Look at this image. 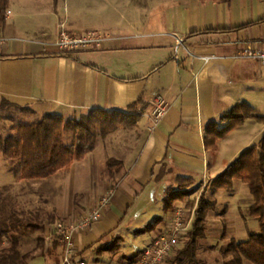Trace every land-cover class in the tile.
<instances>
[{"label":"crops","instance_id":"crops-1","mask_svg":"<svg viewBox=\"0 0 264 264\" xmlns=\"http://www.w3.org/2000/svg\"><path fill=\"white\" fill-rule=\"evenodd\" d=\"M63 24L76 34L99 30L106 41L101 47L59 50ZM0 29L5 39L0 44V118L14 107L40 118L49 113L70 117L94 108L127 111L141 101L136 126L101 136L95 149L68 170L75 189L84 180L78 164L89 169V163L109 158L124 163L121 170L109 171L105 183L100 175L90 177L95 182L83 192L82 213L76 212L75 218L87 213L108 184H115L101 221L74 234L79 257L93 264H134L139 250H128L124 242L158 201L148 188L153 194L162 188L166 195L177 177L194 180L188 194L173 203L163 196L164 215L147 244L169 223L173 207L189 205L191 189L212 182L264 136V122L250 118L220 139L216 152L205 147L206 125L215 120L224 126L221 116L235 104L248 102L264 116V65L241 56L246 47L264 45V0H59L56 5L54 0H10ZM5 99L11 104L2 106ZM160 105L167 111L151 130L150 118ZM248 200L251 206L253 197ZM248 217L241 215L245 223L255 221ZM55 226L46 233L47 255L30 264H63L64 245L54 236Z\"/></svg>","mask_w":264,"mask_h":264},{"label":"trees","instance_id":"trees-1","mask_svg":"<svg viewBox=\"0 0 264 264\" xmlns=\"http://www.w3.org/2000/svg\"><path fill=\"white\" fill-rule=\"evenodd\" d=\"M58 1L54 0L55 5ZM9 7L10 0H0V28L6 23ZM140 102L130 105L127 111L94 108L78 120L49 113L41 119L19 123L6 138L0 131V148H3L7 158L20 161L15 179L49 178L62 170H70L75 162L83 160L88 152L95 149L99 134L105 137L120 128L136 126L141 117L137 113ZM7 104L11 102L3 100L2 106ZM250 118L264 122V116L257 115L250 103L241 102L221 116V120L226 122L224 126H219L215 120L209 122L206 125V149L216 152L219 140ZM66 130L75 134V140L68 145L64 142ZM107 164L111 172L124 167V163L117 158H109ZM236 180L249 187L254 200L249 213L258 219L260 231L250 234L244 241L232 238L222 251L225 264H244V260H249L252 264H264V136L258 144L245 148L212 181V186L216 190H230ZM193 182L190 177L179 176L167 190L171 194L177 186L179 191L176 196L183 197L188 194L187 188ZM209 210L210 201L203 194L184 245L168 259V264H204L198 254V244L207 237ZM19 224L10 222L9 226L0 230V264H30L36 256L47 255V235H34L30 226L37 225L32 222H28V226Z\"/></svg>","mask_w":264,"mask_h":264},{"label":"rangeland","instance_id":"rangeland-1","mask_svg":"<svg viewBox=\"0 0 264 264\" xmlns=\"http://www.w3.org/2000/svg\"><path fill=\"white\" fill-rule=\"evenodd\" d=\"M1 30V29H0ZM76 34V33H75ZM81 49V48H79ZM77 50V49H75ZM9 111V112H8ZM5 111L0 118V131L4 138L14 132L15 127L22 122H32L41 119L37 115L26 112L24 109L10 108ZM84 113H75L66 118L79 119ZM99 134V138H101ZM104 137V136H102ZM75 140L73 131L66 130L64 134L65 144H71ZM78 172H83L82 184L77 185L73 189V185L69 181L71 171H64L60 174L53 175L45 179L35 180H17L15 174L19 170L20 161L7 158L3 148H0V230L9 226L10 222L20 223L21 226H28V222L37 225L31 227L34 235L44 237L49 230L57 222L66 219H75L77 211H80L81 203L86 199L83 192L86 189H91L90 186L95 181H91L90 177L96 176L104 178L110 174L107 162L94 164L89 163V169L83 168V165L78 164ZM115 174V173H114ZM94 175V176H93ZM81 173L79 177L81 178ZM116 180L117 176L112 175ZM88 177L89 179H87ZM102 183V182H101ZM115 188V184L111 182L106 189ZM165 189V188H164ZM89 191V190H88ZM194 191L192 197L188 200L191 208L198 207L200 197L206 194L210 201V210L207 219V237L201 240L198 244V254L204 264H225L223 257V248L236 238L239 241H244L249 238L252 233L260 231V224L257 218L250 215L249 206L252 203L248 200L252 194L247 184L239 182L230 192L227 189L216 190L212 186L211 181L203 182ZM90 192V191H89ZM164 195V190L154 189V194L150 188L147 189V194L158 198L157 203H151L149 210L145 214H150V217L139 223L135 227L133 233L125 237V246L128 250H142L151 238L150 230L158 223L164 215L163 212V196L170 204L176 199V190ZM91 196H88L90 198ZM241 206V213H240ZM74 208L75 211L71 215H66L64 212L69 208ZM175 209V207H173ZM174 211V210H173ZM79 213H82L81 211ZM246 213V214H245ZM241 215L251 216L255 221L247 220L246 223L241 219ZM18 219V220H17ZM232 221V222H230ZM233 226V227H232ZM161 230V229H159ZM158 234V233H157ZM249 234V235H247ZM7 243V241H6ZM48 246V244H46ZM1 247V244H0ZM40 255L36 256L39 257ZM247 264H252L249 260H245Z\"/></svg>","mask_w":264,"mask_h":264},{"label":"built area","instance_id":"built-area-1","mask_svg":"<svg viewBox=\"0 0 264 264\" xmlns=\"http://www.w3.org/2000/svg\"><path fill=\"white\" fill-rule=\"evenodd\" d=\"M106 36L99 30H89L81 34L71 33L63 24L59 30L56 46L59 50L70 51L79 48L101 47ZM5 39L0 36V44ZM242 57L256 59L264 65V45L246 47L241 52ZM211 57H205L208 61ZM167 108L158 107L149 122V129H154L165 115ZM115 188H108L94 207L84 215L75 219H66L56 223L54 236L64 245L63 264H93L79 257L74 234L78 230H86L101 221L106 209L110 206ZM196 207L179 204L175 207L169 223L161 228L154 239L138 251L134 256V264H168L178 249L184 245V238L191 230L195 218Z\"/></svg>","mask_w":264,"mask_h":264}]
</instances>
